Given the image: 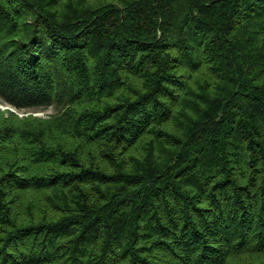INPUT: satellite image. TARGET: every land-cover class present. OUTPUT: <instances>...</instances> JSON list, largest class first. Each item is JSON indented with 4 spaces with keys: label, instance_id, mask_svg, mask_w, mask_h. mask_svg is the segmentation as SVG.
Masks as SVG:
<instances>
[{
    "label": "trees",
    "instance_id": "16d2710c",
    "mask_svg": "<svg viewBox=\"0 0 264 264\" xmlns=\"http://www.w3.org/2000/svg\"><path fill=\"white\" fill-rule=\"evenodd\" d=\"M0 264H264V0H0Z\"/></svg>",
    "mask_w": 264,
    "mask_h": 264
},
{
    "label": "rangeland",
    "instance_id": "374dc122",
    "mask_svg": "<svg viewBox=\"0 0 264 264\" xmlns=\"http://www.w3.org/2000/svg\"><path fill=\"white\" fill-rule=\"evenodd\" d=\"M0 109L1 110L8 109V110L16 113L18 115V117L32 115V116L46 118L48 116L55 115L57 113L56 108H54L53 106L43 107V108L35 109V110H33V109L16 110L15 108H13L9 105L3 104L1 101H0Z\"/></svg>",
    "mask_w": 264,
    "mask_h": 264
}]
</instances>
